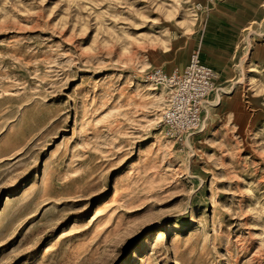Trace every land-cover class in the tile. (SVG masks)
Listing matches in <instances>:
<instances>
[{
  "label": "rangeland",
  "instance_id": "374dc122",
  "mask_svg": "<svg viewBox=\"0 0 264 264\" xmlns=\"http://www.w3.org/2000/svg\"><path fill=\"white\" fill-rule=\"evenodd\" d=\"M193 52L175 140L146 73ZM0 264H264V0H0Z\"/></svg>",
  "mask_w": 264,
  "mask_h": 264
},
{
  "label": "built area",
  "instance_id": "2783aa9c",
  "mask_svg": "<svg viewBox=\"0 0 264 264\" xmlns=\"http://www.w3.org/2000/svg\"><path fill=\"white\" fill-rule=\"evenodd\" d=\"M195 10L201 11V5L197 4ZM146 79L154 86H164L171 94L161 117L166 136L180 140L195 130L200 123L202 103L214 90L216 79L215 71L201 62L198 53L193 52L181 70L165 73L154 68L146 73Z\"/></svg>",
  "mask_w": 264,
  "mask_h": 264
},
{
  "label": "crops",
  "instance_id": "0c3cea01",
  "mask_svg": "<svg viewBox=\"0 0 264 264\" xmlns=\"http://www.w3.org/2000/svg\"><path fill=\"white\" fill-rule=\"evenodd\" d=\"M211 14H213L215 16L214 19V24H212L214 27L217 28V35L219 36V31L220 30H226L230 31V26H227L228 23L230 22H226L228 19L232 20L237 16V11L234 8H231L230 6H220V7H214V9L212 11H210ZM234 29H237L236 27H232L231 30L233 31ZM217 47H219V43L217 44ZM200 60L203 64L211 67L215 73H216V78H217V72L216 70L209 64H207L201 57Z\"/></svg>",
  "mask_w": 264,
  "mask_h": 264
},
{
  "label": "bare ground",
  "instance_id": "6f19581e",
  "mask_svg": "<svg viewBox=\"0 0 264 264\" xmlns=\"http://www.w3.org/2000/svg\"><path fill=\"white\" fill-rule=\"evenodd\" d=\"M176 11L178 12V10H176ZM162 92L163 91L161 90L160 92L153 93V96H154V103L152 104L153 107L160 108V106L163 104L164 100H163V94H162Z\"/></svg>",
  "mask_w": 264,
  "mask_h": 264
}]
</instances>
